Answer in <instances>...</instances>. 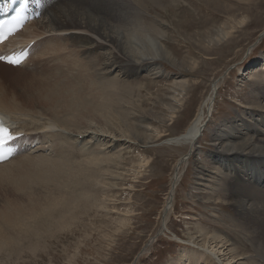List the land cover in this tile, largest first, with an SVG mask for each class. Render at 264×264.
<instances>
[{
  "label": "rangeland",
  "instance_id": "374dc122",
  "mask_svg": "<svg viewBox=\"0 0 264 264\" xmlns=\"http://www.w3.org/2000/svg\"><path fill=\"white\" fill-rule=\"evenodd\" d=\"M166 1L161 5L167 7ZM172 4V9L159 7L160 11L149 6L146 11L147 21H152L154 15L168 28L163 44L172 55V63L163 61L158 77L146 76L142 71L126 85L112 83L118 89L105 96L114 122L110 127L113 134L97 144L106 149L102 156L95 154L98 160L95 167L91 165L98 174L91 182L80 183V202L58 201L59 206L53 204L50 213L43 211L28 223H5L0 227L4 243L0 264H174L179 258L186 261L183 252L200 251L204 256H210L207 251L213 255L217 252L211 245L203 250L204 233L200 229L233 241L240 250L250 248L247 252L255 255L252 242L231 224L226 226L221 214L211 210L215 207L207 199L211 191L201 186L210 185L208 177L198 185L195 171L197 161L205 162L206 167L215 165L207 156L213 148L208 130L219 125L225 115L232 116L239 110L241 97L250 91L252 82H264V0H172ZM226 33L227 40L212 45ZM40 54L35 50L22 72L44 77L57 69L52 65L42 75L31 73ZM8 68L0 66V86L12 99H18L22 89L31 83L24 78L25 87L22 83L17 89L13 79L18 73ZM114 74L109 77L115 79ZM181 80L187 82L182 93L186 95L180 99L184 103L175 108L177 112L171 111L168 107L175 105L172 98L178 94L174 85ZM214 85L219 89L213 98L214 111L207 120L208 130L198 143L202 152L183 165L190 146L172 144L170 140L185 132L200 107L211 98ZM143 118L148 119L144 124ZM83 125L109 131L103 121L89 120ZM131 134H138L139 140ZM111 138V146L104 147ZM84 158L81 155L80 161ZM181 160L184 161L179 164ZM180 169L181 180L173 189L174 176ZM50 189L51 195L60 197L53 187ZM172 190L174 196L170 194ZM203 191L205 201L200 202L196 196ZM0 200L3 211L8 201ZM21 205L13 206L23 212ZM251 262L264 264L258 257Z\"/></svg>",
  "mask_w": 264,
  "mask_h": 264
},
{
  "label": "bare ground",
  "instance_id": "6f19581e",
  "mask_svg": "<svg viewBox=\"0 0 264 264\" xmlns=\"http://www.w3.org/2000/svg\"><path fill=\"white\" fill-rule=\"evenodd\" d=\"M167 1L169 5L164 7L161 5L164 0H45L42 17L26 25L3 47L5 51L8 48L11 51L35 42L34 49L41 54L31 73L42 75L52 65L57 69L38 77L22 72L30 60L18 68L0 64L18 73L13 79L17 89L22 83L25 87L26 78L31 83L30 87L22 89L24 92H20L18 99H12L13 96L0 86V115L15 133L23 135L18 143L22 149L26 148L25 154L21 151L20 155L0 165V188L3 189L0 199L8 201L7 208L0 211V227L5 223H28L43 211L50 213L53 204L59 206L58 201L63 204L72 200L80 202L77 195L80 183L83 185L96 177L98 172L91 170V165L98 160L95 154L106 150L97 144L113 134L110 129L114 122L107 110L110 106L106 103L109 100L106 92H115L118 88L113 85H126L142 71H146V76L158 77L163 61L172 63V55L163 44L168 37V28L154 19V15L152 21H147V8L170 9L172 0ZM227 38L226 33L211 43L217 45ZM113 72L115 79L109 77ZM4 81L8 83V80ZM186 85L187 82L182 80L175 83L178 94L172 98L175 105L168 107L171 111L177 112L175 108L180 107V102L184 103L180 99ZM249 87L250 91L241 97L239 110L232 116L225 115L219 125L208 130V118L212 116L216 99L213 98L219 89L214 85L211 98L200 107L185 132L170 143L190 146L187 160L179 162L184 161V165L189 158L202 152L199 140L206 129L210 131L213 148L207 156L215 165L206 167L205 162L197 161L195 183L201 185L202 179L208 177L210 185L204 183L201 186L211 191L207 195L215 206L211 210L221 214L226 226L231 224L252 242L255 255L247 252L250 248L243 246L240 250L233 241L200 229L204 233L203 250L211 245L217 252L213 255L207 251L208 257L200 251L183 252L186 261L179 258L174 264H256L251 262L254 257L264 261V82L256 79ZM89 120L103 121L109 131L100 132L98 126L92 125L84 128L86 124L83 123ZM146 120L143 118V124ZM142 127L139 125L138 128ZM131 135L139 140L138 134ZM87 136L91 138L87 139ZM113 141L111 138L103 146L109 148ZM81 155L85 156L82 161ZM180 171L174 176L173 189L181 180ZM51 187L63 200L51 195ZM66 187L69 192L64 191ZM174 192L172 190L170 194L174 196ZM200 194L196 196L198 201H205L206 191ZM14 204H22L28 213H23L22 208ZM3 245L0 238V250Z\"/></svg>",
  "mask_w": 264,
  "mask_h": 264
},
{
  "label": "snow or ice",
  "instance_id": "6c2138e0",
  "mask_svg": "<svg viewBox=\"0 0 264 264\" xmlns=\"http://www.w3.org/2000/svg\"><path fill=\"white\" fill-rule=\"evenodd\" d=\"M26 2V0H25ZM15 19V18H14ZM7 21H4L2 23H0V26H2V24H6ZM5 59L4 57L0 56V60ZM9 63H13V61H9ZM14 137L12 136V134L5 128L0 127V146H3L4 143H6L9 140H12Z\"/></svg>",
  "mask_w": 264,
  "mask_h": 264
}]
</instances>
